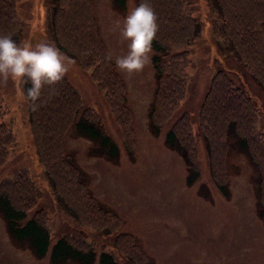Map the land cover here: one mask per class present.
<instances>
[{"label":"rangeland","instance_id":"rangeland-1","mask_svg":"<svg viewBox=\"0 0 264 264\" xmlns=\"http://www.w3.org/2000/svg\"><path fill=\"white\" fill-rule=\"evenodd\" d=\"M62 1L77 33L66 39L73 47L63 43L70 53L62 52L75 61L64 78L79 92L76 112L95 118L115 142L116 159L92 154L88 139L68 127L52 154L59 160L51 171H61L55 179L63 200L54 197L35 158L22 80L0 78V119L12 131L0 142V151L8 152L0 181L7 177L12 199L29 205L28 215L47 217L52 241L62 233L78 244L75 236L84 237L94 251L109 250L116 264H264V222L256 209L264 203V0ZM142 1L157 12L160 36L175 46L167 50L156 105L152 63L131 76L115 64L128 51L118 24ZM45 6L48 0L19 4L18 44L49 41L30 33L37 7ZM224 19L233 32L228 24L222 31ZM253 21L261 30L244 36L241 29ZM247 38L258 40L250 44ZM229 40L234 50H228ZM184 58L181 77L177 66ZM230 85L242 87L251 103L226 104ZM113 101L120 118L110 111ZM150 113L157 133L150 131ZM169 128L188 160L163 143ZM25 166L29 182L20 173ZM188 166L195 173L187 184ZM0 264L50 263L47 255L36 258L14 246L0 217Z\"/></svg>","mask_w":264,"mask_h":264},{"label":"trees","instance_id":"trees-1","mask_svg":"<svg viewBox=\"0 0 264 264\" xmlns=\"http://www.w3.org/2000/svg\"><path fill=\"white\" fill-rule=\"evenodd\" d=\"M23 1L24 0H0V34L11 33L13 39L17 43H19L23 24V19L20 17L18 9L19 4ZM113 2L117 5L122 4V0H113ZM138 6L139 2L136 7ZM69 13H71L70 10L66 9V4L62 0H48L47 10L46 6L41 7L40 9L37 7L38 20H35L37 26H35L30 33L37 31L49 41L54 42L61 51L70 53V50L65 44L71 47L74 45L72 46V44L66 42V39L68 37L73 38L74 33L77 36V33L74 31L71 22L68 21ZM163 22H168V20ZM230 23L231 21L224 19L223 24L225 26H223L222 31L225 29L226 24H228L231 32H233L235 28L232 27ZM260 30L261 26L256 24L255 21L249 24L246 23L241 29L244 36L258 33ZM90 34L92 35V33ZM239 34H241V32ZM257 40L258 38H247V41L251 42L250 44H254ZM229 43L231 47L228 50H234L233 40H229ZM172 46L173 45H170L160 36L158 30L150 54V63H152L156 80V98L159 89L158 85L162 83L167 72L165 67L169 63V60L167 59L166 54ZM173 47L175 48V46ZM78 60L82 64L80 57H78ZM183 62L184 63H179L177 66V71L180 69L179 74L181 77L186 76L185 64H187V60L184 58ZM257 72H262L261 68L257 69ZM228 83L230 82L228 81ZM30 86V81H27L26 78L22 79V93L24 94L27 103V118L30 127V134L35 147V158L43 168L41 170L43 171V176H45L49 182L48 185L51 193L57 199L63 200L62 186H60L55 179L61 176V171L59 168L53 171L51 170L53 169L54 160V165L59 167V160L54 155V157H52V154L54 152L53 150L58 147V138L63 137L62 135L66 129L71 127L76 136L80 135L87 138L90 142L88 147L92 154L100 157L102 156L110 161L116 159L117 146H115L113 139H111L110 135L102 129L101 124L98 123L95 118L92 119L86 117L84 113L76 112L80 104V101H78L79 92L67 79L63 78V80L54 87L45 86L42 90L40 100L36 102L39 107L35 108V110L32 102L27 98V89ZM105 90L106 89H104V96ZM115 94V88L110 86L107 95L113 100ZM171 94V99L174 100L172 102H175L178 99V96L176 94L175 98L173 97L174 91H172ZM164 98L165 96H161L160 101ZM224 99H227L225 103L229 106H234L233 108H236L237 105H240L243 102L245 103L246 101L251 103V98L248 97V94L243 92L242 87L236 88L232 85L228 87ZM157 102L158 98L153 101V105H156ZM109 108L110 111H112L113 116L116 114L118 118H120L119 114L115 113L120 109V106L116 105L115 101H113L112 106H109ZM248 108L250 109L249 106ZM76 113H79V115L76 116ZM231 116L232 115H228L227 117L234 122V119ZM149 121L150 131L157 133L153 113H150ZM3 125H5V123L0 119V142L5 138L3 136L5 132L7 133V136L12 134L11 127L7 129L6 127H3ZM203 125L206 127V130L208 124L204 122ZM164 132L163 143L168 148H173L178 154L183 156L184 159L188 160L184 154L183 144L178 140L176 132L171 128ZM239 140L244 143L243 137ZM6 154L8 155L6 148H4L3 152L0 151V163L5 160ZM188 168L189 175L186 176L187 184L194 179L195 173L191 167L188 166ZM17 170L18 169L14 170L13 173ZM20 173H22L23 178L26 179L27 182L30 181V173L27 166L21 169ZM13 192L14 189L9 185L7 177H2V180L0 181V217L3 221L10 242L14 246L28 249L36 258H41L47 255L50 264H93L94 260L97 264H116V261H114L109 250H104L100 247L97 252L94 251V246L91 242H87L84 237L75 236L76 239L78 238V240L81 241V244H78L69 239L68 234L62 233L52 241V229L47 223V217L33 214L28 215V210L30 209L28 207L29 205L23 206L17 204L10 196ZM64 205L68 208L70 207L73 214L77 213V208H74V206L67 204ZM256 209H258V215L264 222V203H256Z\"/></svg>","mask_w":264,"mask_h":264},{"label":"clouds","instance_id":"clouds-1","mask_svg":"<svg viewBox=\"0 0 264 264\" xmlns=\"http://www.w3.org/2000/svg\"><path fill=\"white\" fill-rule=\"evenodd\" d=\"M153 7L142 2L118 24L120 36L127 41L128 51L115 58L116 67L129 76L140 73L150 63L152 44L159 25ZM75 61L63 53L54 42L44 41L32 46L30 42L18 44L11 33L0 34V78L5 82L25 79L31 86L27 98L33 108L39 107L45 86L54 87L60 83Z\"/></svg>","mask_w":264,"mask_h":264}]
</instances>
